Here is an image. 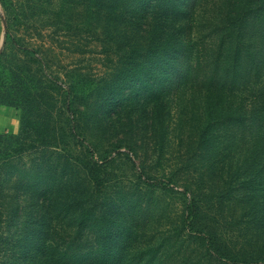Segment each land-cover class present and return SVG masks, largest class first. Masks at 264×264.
Segmentation results:
<instances>
[{
  "label": "trees",
  "instance_id": "obj_1",
  "mask_svg": "<svg viewBox=\"0 0 264 264\" xmlns=\"http://www.w3.org/2000/svg\"><path fill=\"white\" fill-rule=\"evenodd\" d=\"M72 1L66 24L77 23L76 50L91 53V41L103 39L113 56L81 89L58 82L38 55L33 93L17 65L11 81L23 109L22 148L44 146L49 155L45 172L44 158L33 159V215L21 222L20 251L0 264H264V222L258 225L264 202L254 209L252 201L260 193L256 179L264 178V90L232 98L246 92L239 90L245 79L253 81L249 69L264 76V43L257 44L264 0H213V13L200 14V21L201 0ZM250 23L254 33L246 38ZM189 106L190 118L181 111ZM140 110L153 131L161 130L159 176L145 170L148 152L141 155L140 144L123 133ZM167 112L174 129L188 128L173 157L165 152ZM235 148L243 171L226 170L227 152ZM218 149L226 152L221 158ZM131 154L141 158L145 185L119 187L113 201L158 191L157 217L110 213L117 162ZM8 208L19 216L20 207L0 202L1 226Z\"/></svg>",
  "mask_w": 264,
  "mask_h": 264
},
{
  "label": "rangeland",
  "instance_id": "obj_2",
  "mask_svg": "<svg viewBox=\"0 0 264 264\" xmlns=\"http://www.w3.org/2000/svg\"><path fill=\"white\" fill-rule=\"evenodd\" d=\"M212 2L213 0L199 1L196 9V14L199 15L198 21H200V14L210 12L209 10L213 9ZM70 6H73L72 0H0V32L2 34L0 45V202L11 205V209L12 207H20L19 216L8 208L6 211L8 214L5 213L7 216L2 219L3 225H0V259L7 260L13 254L15 255L17 251H20L21 244L18 242V234L19 229L24 227L21 222L33 215L31 212L34 210L33 204L38 198V196L34 197L31 193L30 188H33L36 184H34V174L29 169L32 167L33 159L44 158L45 162L41 167L42 172H45L49 155L48 148H44V146L41 149L22 148L23 109L11 81L17 65L22 64L24 66L26 78L32 82L30 88L33 93L38 92L36 81L40 76L39 74H41L38 70L41 65L36 59L38 55L43 56L45 61L49 62L50 66L46 68L51 76L60 78L58 82L62 81L69 87L73 86V89H81L82 87L88 88L92 84L95 73L100 68L105 69L104 65L107 63V57L113 56V54H109L108 50L105 52L103 39L91 41L94 45L93 50L90 51L91 53L81 54V51L76 50V40H81V36L76 27L77 23L73 22L71 26L66 24V9H69ZM54 12H57V14L60 12V17L56 16ZM254 28L255 26L253 27V24L250 23L246 38L250 37V33H254V31H249ZM258 38L257 44L260 47L264 43V34L261 33ZM259 56L261 57V54ZM262 56H264V51ZM249 72L250 79L253 81L249 82L245 79L246 84H242L239 90L246 88V92L244 94L236 92L232 97L233 101L236 102L241 95L247 96L254 93V91L264 90V76L254 75L252 69H249ZM35 82L36 84H34ZM35 85L37 86L36 89H34ZM58 106L63 107L64 103L60 102ZM6 108L13 113H9ZM181 111L185 117L190 118L191 106L185 110L181 109ZM134 115L130 118V123L127 122L128 124L123 129V133L126 135L125 138L127 141L134 143L135 140L136 143L140 144L141 155L148 152L145 158L152 159L145 162V170L159 176L163 162H159L158 157L162 151L155 141L159 139L161 130L155 127V131H153L152 127L149 126L150 120L147 119L146 121V115H142L141 110L136 114L134 113ZM166 115L168 118L166 122L170 125L169 129L171 130L168 135L171 138V144L169 147L167 146L165 152L168 156L173 157L172 155H176L181 151L183 147L181 141L183 138L186 140L188 128L182 131L178 128L174 129L175 122L173 123L174 120L170 118L172 115L168 112ZM133 120L136 121L135 124H132ZM191 128H193V124L190 125V131ZM110 140L117 141L118 137L113 136ZM106 143L108 144L109 141ZM249 143L250 146L251 141ZM122 150H126V148H122ZM218 151L220 158L226 154L220 149ZM238 156L240 155L238 154ZM238 156L236 148L227 152V157L224 160L226 170L230 167L232 170H244L240 165V161H237ZM132 157L117 162L118 169L115 170V182L112 189H109L110 193L108 194L110 213L120 216L123 213L129 214L139 210L137 214L150 213L157 217L160 208L155 207L154 204L156 203L155 199L158 197V191L152 193L140 191L134 194L135 198H130L126 202L113 201L120 195L117 190L119 187L128 189L129 187L135 188L145 185L143 183L144 175L139 177V174H142L143 165L141 158L134 155ZM16 166H23L27 171L16 173L14 172ZM255 172L253 170V173ZM11 173V181H9ZM253 173L250 175L255 178ZM19 174L25 178L21 180ZM256 180L258 184L257 193H260L252 199V201H255L254 209L258 202H262V200L264 202V196L263 199L260 197L264 194V178H261L260 181ZM39 182L40 179L38 178ZM30 183L33 184V187L29 186ZM168 203V217L171 218L173 205L175 204V198L172 195L168 198ZM252 214L254 215V212ZM15 219L16 222L18 221L16 224H14ZM263 222L264 217L259 219L258 225Z\"/></svg>",
  "mask_w": 264,
  "mask_h": 264
},
{
  "label": "crops",
  "instance_id": "obj_3",
  "mask_svg": "<svg viewBox=\"0 0 264 264\" xmlns=\"http://www.w3.org/2000/svg\"><path fill=\"white\" fill-rule=\"evenodd\" d=\"M1 42H2V34H1V32H0V45H1ZM6 109L8 110L9 113H13L12 111H9L8 108H6ZM3 111L6 112L4 109H3Z\"/></svg>",
  "mask_w": 264,
  "mask_h": 264
}]
</instances>
